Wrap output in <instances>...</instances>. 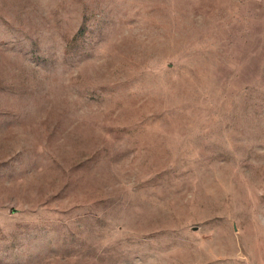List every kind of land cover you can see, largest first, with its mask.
I'll return each instance as SVG.
<instances>
[{"label": "rangeland", "instance_id": "rangeland-1", "mask_svg": "<svg viewBox=\"0 0 264 264\" xmlns=\"http://www.w3.org/2000/svg\"><path fill=\"white\" fill-rule=\"evenodd\" d=\"M0 264H264V0H0Z\"/></svg>", "mask_w": 264, "mask_h": 264}]
</instances>
